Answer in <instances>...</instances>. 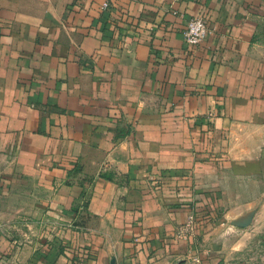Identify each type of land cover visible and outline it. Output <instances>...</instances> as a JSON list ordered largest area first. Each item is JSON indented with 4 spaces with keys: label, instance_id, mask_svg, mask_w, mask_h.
Returning <instances> with one entry per match:
<instances>
[{
    "label": "crops",
    "instance_id": "1",
    "mask_svg": "<svg viewBox=\"0 0 264 264\" xmlns=\"http://www.w3.org/2000/svg\"><path fill=\"white\" fill-rule=\"evenodd\" d=\"M0 168L1 264H264V0H0Z\"/></svg>",
    "mask_w": 264,
    "mask_h": 264
},
{
    "label": "rangeland",
    "instance_id": "2",
    "mask_svg": "<svg viewBox=\"0 0 264 264\" xmlns=\"http://www.w3.org/2000/svg\"><path fill=\"white\" fill-rule=\"evenodd\" d=\"M3 172L4 170L0 168V237L4 241L5 246L7 245L5 249L6 250L5 256H9L11 261L14 256L13 253L14 249L16 247L19 246L22 247L24 245L38 246L52 240L54 238L51 237L53 235V232H51L49 236L48 228L55 229L57 226L60 225V223L59 222L50 223L44 221L33 222L30 221L29 218L22 220H18V218L14 219L13 209H12L13 206L9 201L10 194L1 191L2 185L6 183L7 179H9L11 175L8 174L9 177H5L6 174ZM31 232L34 233L29 235V233ZM261 255L264 256V253H262ZM2 264H8V263H2ZM10 264L13 263L10 262Z\"/></svg>",
    "mask_w": 264,
    "mask_h": 264
},
{
    "label": "built area",
    "instance_id": "3",
    "mask_svg": "<svg viewBox=\"0 0 264 264\" xmlns=\"http://www.w3.org/2000/svg\"><path fill=\"white\" fill-rule=\"evenodd\" d=\"M109 2L104 3V7L108 8ZM212 34L211 27L204 17H195L189 20L187 29L184 32L185 41L191 47L200 46ZM194 231V220L190 219L187 224L178 228L176 234L179 239L187 240Z\"/></svg>",
    "mask_w": 264,
    "mask_h": 264
}]
</instances>
